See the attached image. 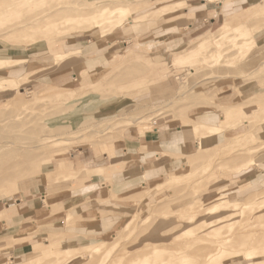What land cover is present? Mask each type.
Returning a JSON list of instances; mask_svg holds the SVG:
<instances>
[{
	"label": "rangeland",
	"instance_id": "1",
	"mask_svg": "<svg viewBox=\"0 0 264 264\" xmlns=\"http://www.w3.org/2000/svg\"><path fill=\"white\" fill-rule=\"evenodd\" d=\"M188 2L0 0V75L23 81L0 95V264H264V0L213 1L237 5L185 43ZM18 113L30 133L9 125ZM167 126L190 153L173 147L136 207L96 201L127 175L115 146ZM21 197L50 225L16 238ZM88 210L102 229L76 227Z\"/></svg>",
	"mask_w": 264,
	"mask_h": 264
},
{
	"label": "crops",
	"instance_id": "2",
	"mask_svg": "<svg viewBox=\"0 0 264 264\" xmlns=\"http://www.w3.org/2000/svg\"><path fill=\"white\" fill-rule=\"evenodd\" d=\"M193 1V2H191ZM194 1L197 0H190V2L185 3L188 8L184 10V13L180 16L179 19H185L184 20V31L180 32V37L182 42L190 43L195 40H198L200 37L206 35L210 30L211 27L214 25V17L216 15V12L219 10L218 6L219 4L222 5L221 11L219 12L220 15L227 19L229 17V14L226 13L227 6L232 5L233 7L237 5L236 3L232 4V2H206L204 0H200L197 3H194ZM178 19V20H179ZM178 20L173 19H164L161 24H169L174 25L177 29L179 28V25L176 24ZM157 22H160L157 20ZM182 27V26H181ZM156 30V32H155ZM152 38L161 39L163 36H165V28L163 29L162 25L157 24L156 29L151 30L150 33ZM91 39L89 41H86L87 43H91ZM165 45L160 46V50L168 49V47H164ZM175 47V46H174ZM170 48V47H169ZM115 51H119V49H114ZM135 54L133 52H129L126 55V58L124 59L123 64H125L131 56ZM175 58L178 57V54H175ZM133 57V56H132ZM98 60H102L99 59ZM176 60V59H175ZM103 61V60H102ZM174 62V61H173ZM174 64L177 66L179 65V62H174ZM112 68V67H111ZM23 68L17 67L11 70H8L7 72H14L16 73L17 70H22ZM163 76V73L161 74ZM14 80L20 79V77H10ZM16 89H7L0 91V95L5 98L8 96V93L14 92ZM232 93H228L227 96H231ZM6 99V98H5ZM201 108V107H200ZM209 109H200L195 111V113L191 114L190 116L192 118H198L201 115H213L214 111H208ZM213 113V114H212ZM184 133L180 130H175L174 132L171 130L170 126L164 127L163 131H158L157 129H153L151 131H146L143 136H138L134 139H128L123 140V142H119L117 146L114 148V153L117 158H121L124 160L125 168L127 175L124 179H121L120 184L118 188L114 189L113 192V185H105L104 183H101L96 191V201H103L109 205V207L112 206H118L119 208H127L130 209V206L136 207V204H132V201L127 202L130 197L137 196L140 194V190L136 185L139 184L140 188L144 185L146 182H152L154 180H158L163 177V168L165 166H168L169 163H171L170 160H168L170 153H173L175 150L173 147H180L182 149V153L185 152L186 154H189L192 149V146H195L197 143L195 142H189L187 140L183 141L181 145H179L177 142H175L176 138H183ZM175 143V144H174ZM133 145L132 147H128L129 145ZM127 145V146H126ZM145 148V150H144ZM140 150V151H139ZM87 162V161H86ZM148 175V176H147ZM147 176V179H146ZM155 182V181H154ZM121 188V190H120ZM116 201L112 199V195L116 193ZM26 198V196H23V198ZM21 197L20 199L16 198L13 199V203L16 206V210L19 213L18 218H15L12 228L16 231V238H21L23 236L30 235L35 232V224L33 222V219L36 222L43 221L44 219H47V214L43 206H40L39 208H36L35 202H28L23 200ZM64 201V200H63ZM59 203V201H58ZM55 204V203H54ZM93 210H88L83 213L82 219L77 220L75 225L76 227L84 230H94V229H102L101 223H93V214L90 213ZM50 219V218H49ZM28 222L27 224L22 225L25 222ZM50 225L47 221L39 223L38 227L42 226H48ZM23 230V231H22ZM2 230H0L1 233Z\"/></svg>",
	"mask_w": 264,
	"mask_h": 264
},
{
	"label": "bare ground",
	"instance_id": "3",
	"mask_svg": "<svg viewBox=\"0 0 264 264\" xmlns=\"http://www.w3.org/2000/svg\"><path fill=\"white\" fill-rule=\"evenodd\" d=\"M207 2H213V1H215V0H206ZM101 18L102 19H105V17H103V16H101ZM94 21V20H93ZM100 29V26H99V22H95L94 21V23L90 26V28H89V30H84V32H89V31H91V33H92V35L94 36V37H96V36H98L99 34H98V30ZM52 30H54V29H52ZM46 38V37H45ZM88 52H89V50H88ZM4 57H6V56H4ZM80 57H82V56H80ZM75 57H71V58H68L67 60H66V63L67 64H70L71 63V61H75L76 59H74ZM17 61H19V60H17ZM17 61H15V60H5L4 61V63L6 64V65H16L17 64ZM20 62V61H19ZM1 66V65H0ZM21 80L20 79H17V80H14V79H12V78H9V77H6V76H3V75H0V89L3 91V90H7V89H16L17 88V86L19 85V83L18 82H20ZM23 81H21V83H22ZM24 84V83H23ZM22 85V84H21ZM21 113V112H20ZM20 113H18V114H16V115H14V116H12L11 118H13V117H15V120L14 121H11L12 123H10L9 125H13L12 127H14V128H19V127H24L25 128V126H26V121H24V120H21V117H20ZM9 123V122H8ZM7 123V124H8ZM239 124V123H238ZM9 125H8V127H7V129L9 128ZM203 125V124H202ZM211 126V125H210ZM233 126V125H232ZM234 126H235V124H234ZM195 129H197V127H194ZM194 129V130H195ZM25 131H24V133H30V130H28L27 128H25L24 129ZM193 130V131H194ZM36 147V146H35ZM39 147H41L40 146V144H39ZM27 152V151H26ZM15 152H10V154H14ZM23 154V152H21V155ZM113 154L114 153H110V158H115L114 156H113ZM257 162V161H256ZM255 162V163H256ZM85 167V166H84ZM51 168V167H50ZM78 173V172H77ZM22 185V187L24 188L25 186H27L26 185V183H22L21 184ZM221 244H223V242L222 243H220V245ZM56 253H58V252H56ZM60 253V252H59ZM58 253V254H59ZM151 253V252H150ZM246 254H248V253H246ZM81 256V255H80ZM85 258V257H84ZM40 259V258H39ZM37 260H38V257H37ZM32 261V260H31ZM210 262V264H211V262H212V264H215V262H214V260L213 261H209ZM33 262H31V264H32Z\"/></svg>",
	"mask_w": 264,
	"mask_h": 264
}]
</instances>
